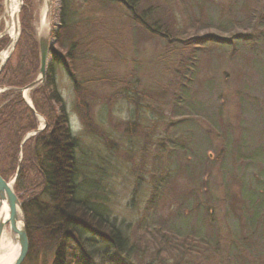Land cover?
Returning a JSON list of instances; mask_svg holds the SVG:
<instances>
[{"label": "rangeland", "instance_id": "obj_1", "mask_svg": "<svg viewBox=\"0 0 264 264\" xmlns=\"http://www.w3.org/2000/svg\"><path fill=\"white\" fill-rule=\"evenodd\" d=\"M44 1L21 0L20 9L17 1L5 62L33 80ZM49 1V66L78 141V181L130 247L128 255L103 250V264H264V0H140L137 15L150 9L161 36L116 2L68 0L60 43L53 34L62 0ZM4 12L0 0V34ZM191 37L215 42L196 43L194 53L185 46ZM8 42L0 37V53ZM45 80L28 91L32 109L30 93ZM9 90L0 87V108L19 93ZM32 132L4 181L17 177ZM28 186L21 183L19 199L33 198Z\"/></svg>", "mask_w": 264, "mask_h": 264}, {"label": "trees", "instance_id": "obj_2", "mask_svg": "<svg viewBox=\"0 0 264 264\" xmlns=\"http://www.w3.org/2000/svg\"><path fill=\"white\" fill-rule=\"evenodd\" d=\"M106 1L116 2L124 8L134 10L135 19L143 27L153 35H160V27L156 19L151 18L153 13L149 12L150 9L140 10V14L137 15L140 0ZM67 13L68 0H62L60 24L57 32L53 34L57 43H60L68 33L70 23ZM166 37L169 38L168 35H165ZM212 41L214 40L211 37L201 39L191 37L185 46L188 45L191 52H194L198 44L212 43ZM36 46L37 43H33L35 72L38 68ZM51 54L54 63L65 64L61 55L54 51ZM64 67L67 68L66 65ZM12 71L8 63L0 70V87L11 89L8 91L11 94L16 88H22L33 80L28 77V71L22 74V67L15 70L16 75ZM180 82L183 84L182 81ZM36 91H39L43 98L40 106L34 96ZM14 98V101H9L0 108V176L2 178L6 179L14 173L17 149L22 137L38 128L35 125L36 117L33 111L42 116L47 123L44 130L28 139L33 143L26 150L24 148L23 159L13 186V191L17 195L21 183L25 181L28 185L29 181L27 189L34 192L33 198L26 200L19 199L17 195L21 202L28 239V252L22 264H96L97 258L103 264L105 255L103 250L108 248L128 255L130 251L128 238L107 220L106 211L97 202L96 195L91 192L86 193L85 185L88 184L85 179L82 182L78 181L80 176V166L76 156L78 141L70 132L65 107L56 93L51 64L44 85L30 93L33 111L24 103L19 93L15 94ZM26 153L29 154L28 159ZM6 159L7 163H5ZM89 186L97 188L95 183ZM82 192L85 193L82 195ZM87 235L93 239L88 238ZM97 240L102 246L96 243ZM162 243L166 244L165 241Z\"/></svg>", "mask_w": 264, "mask_h": 264}, {"label": "water", "instance_id": "obj_3", "mask_svg": "<svg viewBox=\"0 0 264 264\" xmlns=\"http://www.w3.org/2000/svg\"><path fill=\"white\" fill-rule=\"evenodd\" d=\"M19 1V9L21 6V0ZM49 1V0H48ZM50 2V1H49ZM49 4V3H48ZM16 12L17 9L13 13L14 21H15V26H16ZM5 33H1L0 37H2ZM50 35V29L49 33ZM49 37V36H48ZM48 37H42V38H37V50H38V59H39V66H38V76L35 80L30 82L29 84L25 85L24 87L17 89V91L21 94L22 99L25 101L23 94L32 90L39 84H42L44 81V78L46 76L48 67H49V61H50V43ZM16 43V38L14 39L9 38V42L6 45V47L3 49V51L8 47L11 46L10 51L8 52L4 62L0 67H2L5 62L7 61L10 53L13 50V47L15 46ZM2 53V52H1ZM0 53V54H1ZM26 102V101H25ZM26 104L29 106V108L33 111L31 105L29 102H26ZM33 114L37 117L40 118L42 121L41 127H39L36 131L32 132L29 136H35L37 135L46 125L45 121L37 115L34 111ZM27 138V137H26ZM20 162V161H19ZM18 162V164H19ZM18 171V168H17ZM17 174V172H16ZM15 177L11 181H4L0 177V205L2 202H5L7 206V220H2L0 219V240L4 232L5 225L8 224V229L10 232L11 239L14 243L17 244V256L12 264H22L24 261L27 252H28V239L26 236L25 228H24V222L23 218H20L21 226L17 227L16 223L19 221L18 220V213L21 215V205L14 194L12 190V185L15 181Z\"/></svg>", "mask_w": 264, "mask_h": 264}, {"label": "bare ground", "instance_id": "obj_4", "mask_svg": "<svg viewBox=\"0 0 264 264\" xmlns=\"http://www.w3.org/2000/svg\"><path fill=\"white\" fill-rule=\"evenodd\" d=\"M18 0H4L5 2V16L6 18V29L5 34L8 35L9 38L14 39L16 33V26L13 17L14 11L17 9ZM49 3V4H48ZM51 9V4L48 0L44 1L42 9L40 11V21L36 28V40L37 38L42 37H50L49 26L46 22V13ZM48 37V39H49ZM11 46H8L2 53L0 54V66L4 62L8 52L10 51ZM24 99L28 102V92L23 94ZM18 222L16 223L17 227L21 226L20 218L21 215L18 213ZM0 219L7 220V206L5 202H2L0 205ZM17 256V244L14 243L11 239L10 232L8 229V224L5 225L3 235L0 240V264H12Z\"/></svg>", "mask_w": 264, "mask_h": 264}]
</instances>
